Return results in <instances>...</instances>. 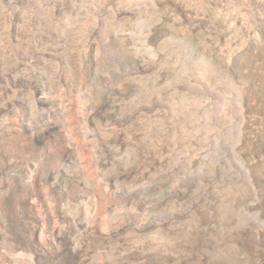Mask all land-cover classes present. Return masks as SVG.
Here are the masks:
<instances>
[{"label":"bare ground","instance_id":"1","mask_svg":"<svg viewBox=\"0 0 264 264\" xmlns=\"http://www.w3.org/2000/svg\"><path fill=\"white\" fill-rule=\"evenodd\" d=\"M56 7L57 12L61 11L59 9L62 6ZM127 12L124 10L123 14L128 15ZM54 38L41 36L38 43H53L59 39ZM3 47L0 43V121L8 113L15 111L17 117L8 127L0 128V264H246V258L264 261V238L257 241L253 232H243L248 225L264 228V166L256 174L255 186L253 183L251 185L255 187L253 192L243 186L244 191H240L238 185L240 192L235 193L237 186L232 192L235 196L226 200V197L221 200L217 196L218 192L215 195L211 188L212 193L207 198L206 189L209 187L198 186L202 181L196 180L199 182L197 188L188 179L175 180L179 170L169 168V161L165 158L170 153L182 155L186 150L188 152L185 156L191 163L196 155L193 150L197 149L190 136L192 133L177 134L183 128L181 126L178 131L175 121L179 125L184 119L179 115L174 120L173 112L166 108L167 104L162 114L154 109L158 114L157 117L153 116L154 120L159 123L150 128L152 132H141L143 126L152 122L148 118L152 108L148 104L143 105L147 102L141 104L139 101L140 105L133 106V103L134 108L122 110L118 100L123 88L126 90L130 85L122 82L117 71L111 77L110 84L100 93L101 96L89 106L88 113L86 112L88 115L82 117L84 119L88 116V121L92 124L102 123L109 131L100 135L89 130L93 136H98L97 148L94 150L95 164L104 178V187L90 183L81 177L77 164L80 160L76 161L75 158V153H80L81 150L74 152L66 144L63 128L57 121L33 127L28 125L30 121L25 122L27 117H31L33 104L40 108L49 105L50 100L43 96L46 85L40 81V76V80L28 78L27 81L25 77L17 76L16 71L21 69L19 66L22 67L23 63L19 58L13 63H4ZM46 50L48 49L40 52L37 58L50 53ZM95 61L97 57L93 55V63ZM135 62L134 75L146 69L145 65ZM163 81L166 83V80ZM156 98L158 103L154 102V107L160 105L161 101L157 96ZM167 101L170 102L166 100V103ZM206 124L207 121L199 128L206 130L209 123ZM96 129H100L99 124ZM97 132L99 133L98 130ZM228 166L230 168V164ZM163 171H167L164 176ZM184 172L182 174H186ZM213 177L211 176L212 180ZM211 183L214 182H210L209 186ZM98 192H103L102 196ZM231 249L238 251L243 257H235Z\"/></svg>","mask_w":264,"mask_h":264},{"label":"rangeland","instance_id":"2","mask_svg":"<svg viewBox=\"0 0 264 264\" xmlns=\"http://www.w3.org/2000/svg\"><path fill=\"white\" fill-rule=\"evenodd\" d=\"M56 6H62L60 15ZM124 10L129 14H123ZM40 35L56 36L59 42L39 44ZM0 43L1 47L4 46V63H13L18 58L23 63L22 67L19 66L21 69L16 71L17 76L25 77L26 81L28 78L40 80V76V81L46 85L43 96L50 100L49 105L40 108L33 104L31 117H27L25 122L30 121L28 125L33 127L57 121L63 128L66 144L74 152L81 150V154L75 153V158L76 161L80 160L77 164L81 177L88 182L104 187V178L95 164L98 136H93L91 132L103 135L109 131L102 123H98L100 129H96L98 124L88 121V116L82 117L88 115L89 106L101 96L113 74L118 71L122 82L130 85L126 90L123 88L118 100L122 110H129L134 108L133 103L135 106L142 102H147L143 105L148 104L152 108L148 114L152 122L143 126L141 132H152L150 128L159 123L154 118L158 115L156 112L162 114L167 104L166 108L173 112L174 120L179 115L184 119L183 123H179L180 126L175 121V128L179 131L182 126L184 130L177 134L192 133L190 136L197 149L193 150L196 155L191 163L185 156L186 150L182 155L170 153L165 158L172 166L169 168L180 171L176 173L175 180L188 179L197 188L209 187L206 189L207 198L214 190L213 193L217 195L218 192L217 196L221 200L225 197V200L230 199L235 193L244 191L242 186L251 189V192L255 189L256 174L264 166V0H0ZM46 48L50 53L37 58ZM93 55L97 57L94 63ZM133 61L146 67L137 76L132 74ZM156 96L162 102L154 107V102L158 103ZM166 100L170 102L166 103ZM15 116L16 111L8 113L6 118L2 117L0 128L8 127L14 119L15 122ZM206 121L209 123L206 124L207 131H202L199 127ZM232 157H236L235 161ZM249 160L253 163L250 164ZM163 172L162 176L167 173ZM211 180L214 183L209 186ZM220 182L223 185L217 184ZM252 183L254 186H251ZM99 193L102 196L103 192ZM243 232H253L257 241L264 238V228L258 225H248ZM231 253L235 257H243L236 250ZM246 261V264H264L259 259L246 258Z\"/></svg>","mask_w":264,"mask_h":264}]
</instances>
